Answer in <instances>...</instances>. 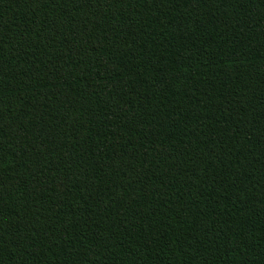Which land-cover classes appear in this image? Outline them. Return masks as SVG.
<instances>
[{
	"label": "trees",
	"instance_id": "16d2710c",
	"mask_svg": "<svg viewBox=\"0 0 264 264\" xmlns=\"http://www.w3.org/2000/svg\"><path fill=\"white\" fill-rule=\"evenodd\" d=\"M0 264H264V0H0Z\"/></svg>",
	"mask_w": 264,
	"mask_h": 264
}]
</instances>
